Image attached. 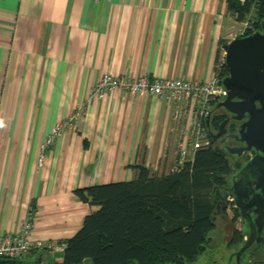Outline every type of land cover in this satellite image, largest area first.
I'll return each mask as SVG.
<instances>
[{"label": "crops", "instance_id": "crops-1", "mask_svg": "<svg viewBox=\"0 0 264 264\" xmlns=\"http://www.w3.org/2000/svg\"><path fill=\"white\" fill-rule=\"evenodd\" d=\"M234 24L226 0H0V230L31 212L35 238L66 241L98 210L75 190L132 181L135 166L171 172L187 106L175 116L128 92L87 103L89 91L106 71L209 82ZM82 104L38 167L43 140Z\"/></svg>", "mask_w": 264, "mask_h": 264}, {"label": "trees", "instance_id": "trees-1", "mask_svg": "<svg viewBox=\"0 0 264 264\" xmlns=\"http://www.w3.org/2000/svg\"><path fill=\"white\" fill-rule=\"evenodd\" d=\"M226 10L236 22L249 17L260 30L264 0H226ZM216 61L221 82L227 71L219 55ZM222 119L219 114L210 118L212 132ZM236 126L232 121L227 131ZM226 160L225 151L212 144L177 172L152 176L135 166L137 176L132 181L75 190L73 195L81 203L98 210L64 241L60 263L50 259L47 264L195 263L209 247L216 206L228 186L232 170ZM243 237L233 230L229 246L241 245Z\"/></svg>", "mask_w": 264, "mask_h": 264}, {"label": "built area", "instance_id": "built-area-1", "mask_svg": "<svg viewBox=\"0 0 264 264\" xmlns=\"http://www.w3.org/2000/svg\"><path fill=\"white\" fill-rule=\"evenodd\" d=\"M263 20L259 23V26ZM235 29L228 31L221 40L228 45L230 42L244 38L259 31L255 23L248 17L237 22ZM225 50L222 53L224 61ZM128 92L134 96H153L173 107L177 116L182 107L187 106L192 112L187 127L180 134L174 152V161L171 172L179 171L184 165L191 163L199 150L211 146V140L205 129L204 121L208 116L210 102H217L225 98L226 90L221 86L219 79L214 76L209 82L189 81L182 79H150L141 75L138 78L112 75L104 72L98 82L90 89L87 103L102 100L107 93ZM85 110L82 104L66 119L58 122L43 140L40 147L38 167L43 161V154L55 143L56 139L65 130L72 129L74 123ZM228 204L233 198L227 196ZM31 215L24 220L16 233H6L0 230V264H47L55 254H62L66 248L64 241L45 242L33 236L31 230Z\"/></svg>", "mask_w": 264, "mask_h": 264}, {"label": "water", "instance_id": "water-1", "mask_svg": "<svg viewBox=\"0 0 264 264\" xmlns=\"http://www.w3.org/2000/svg\"><path fill=\"white\" fill-rule=\"evenodd\" d=\"M224 65L227 75L221 80V85L226 90V96L217 102L215 109L225 110L231 115L230 119L234 122H240L246 117V121L239 126L237 133L229 136L239 143H244V147L231 148L225 146L224 149L227 154L237 156L250 150L257 153L236 173L231 187L226 191L233 193L236 201H239L238 197L241 196V201L249 194H240L239 188L246 186L245 188L248 189L247 187L255 184L249 178L247 182L245 179L255 167L262 168V174L264 172V20L259 31L244 38L236 39L227 45ZM210 118L211 113L208 112L204 125L210 140L213 142L223 135L224 127L229 119L222 121L218 125L216 133H213L210 129ZM226 163L232 169V162L226 160ZM232 170L233 173L236 171ZM261 181L264 182V178ZM223 206L224 197L221 195L215 212L220 213ZM247 220L252 225L251 220ZM252 227L249 237L252 235ZM250 245L246 242L243 246H239L238 251L233 255L235 264L244 262L243 254ZM252 257H246V260H251Z\"/></svg>", "mask_w": 264, "mask_h": 264}, {"label": "flooded vegetation", "instance_id": "flooded-vegetation-1", "mask_svg": "<svg viewBox=\"0 0 264 264\" xmlns=\"http://www.w3.org/2000/svg\"><path fill=\"white\" fill-rule=\"evenodd\" d=\"M219 102V101H218ZM217 104L214 103L212 105H209L208 107V112L211 113V117L214 114H219L220 116L223 117L222 121H225L226 119H229V122L225 125L224 127V133L223 135L216 141H211V145L213 144L214 146H219L225 151L224 147L228 146L231 148H243L244 143H239L238 141L229 138L230 135L236 134L238 131L239 126L246 121V117L240 121L236 122V128L232 132H228V127L231 124L232 120L231 115L227 113L223 109L216 110L215 105ZM221 121V122H222ZM213 133H216L214 131ZM225 138V139H224ZM224 140V141H222ZM226 153V151H225ZM227 154V153H226ZM257 153L254 150H250L246 153H242L240 156L237 155H229L227 154V159L229 156L234 157V159H230L228 161L232 162V169L236 170L233 173V170L229 176V182L228 186L224 187V197H227L228 195H232L233 198V203L228 204L224 199V206L221 209V212H215V216L221 215L224 213L229 212L230 216L227 219L229 223L232 224L233 227L235 225L238 226V231L241 233L244 237L242 238V244L240 246H243L246 242L250 243L251 245L249 246L248 250L243 254V263L242 264H263L261 260H257L256 257L260 252H263L264 249V244L263 246L262 243H264V182L261 181L264 178V172L263 174L261 173L262 168L255 167L254 170L250 173V175L245 179L247 182L248 178L252 180V182H255L254 185L247 187L242 186L239 188V193L242 195L249 194L247 197L243 198L241 201V196L238 197L239 201L235 200V197L233 193H228L226 192L228 188L231 187L235 175L238 171H240L247 163L250 161ZM224 211V212H223ZM214 216V217H215ZM247 219H250L252 222V225L248 222ZM253 226V227H252ZM252 227V235L249 237V232ZM255 234V235H254ZM252 242V243H251ZM251 260H246V257H250ZM233 257V263L235 262V257Z\"/></svg>", "mask_w": 264, "mask_h": 264}, {"label": "rangeland", "instance_id": "rangeland-1", "mask_svg": "<svg viewBox=\"0 0 264 264\" xmlns=\"http://www.w3.org/2000/svg\"><path fill=\"white\" fill-rule=\"evenodd\" d=\"M237 24L238 23L235 21L234 25L237 26ZM235 26L233 29L236 28ZM222 43L223 48H221L219 51V58L221 59L219 62L222 61V53L225 50V46L227 47V45L224 44L225 42ZM229 158L234 159V157L232 156H229L228 160H230ZM229 216V212L225 215L223 213L222 216H215V228L208 235L210 239L209 247L207 248L204 255L201 256L193 264H235V262L233 263L232 256L238 251L240 244L237 247L229 246V241L232 235V231L238 230V226L235 225V227H233L232 224L227 221ZM224 218L227 220H225ZM61 257L62 254H58L54 255L53 259H55V262L60 263ZM256 259L262 260V262L264 263V249L263 252H260V254L257 255Z\"/></svg>", "mask_w": 264, "mask_h": 264}]
</instances>
